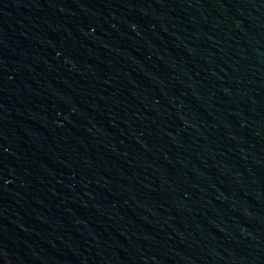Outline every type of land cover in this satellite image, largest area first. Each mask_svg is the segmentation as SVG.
Masks as SVG:
<instances>
[{"label":"water","instance_id":"obj_1","mask_svg":"<svg viewBox=\"0 0 264 264\" xmlns=\"http://www.w3.org/2000/svg\"><path fill=\"white\" fill-rule=\"evenodd\" d=\"M0 264H264V0H0Z\"/></svg>","mask_w":264,"mask_h":264}]
</instances>
